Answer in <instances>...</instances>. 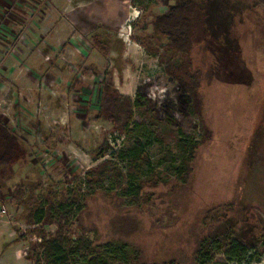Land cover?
<instances>
[{"label": "rangeland", "instance_id": "rangeland-1", "mask_svg": "<svg viewBox=\"0 0 264 264\" xmlns=\"http://www.w3.org/2000/svg\"><path fill=\"white\" fill-rule=\"evenodd\" d=\"M257 1L234 25L235 49L200 33L181 57L196 72V113L169 73L180 52L152 29L172 0H0V122L25 151L0 159V264H44L41 238L58 225L35 223L32 213L47 193L68 188L80 206L63 227L72 240H123L146 264L187 263L214 233L210 264H264ZM181 136L201 141L184 181L166 172L181 159ZM129 181H144L139 198L124 195ZM232 225L240 231L227 236ZM245 230L248 242L239 239Z\"/></svg>", "mask_w": 264, "mask_h": 264}, {"label": "trees", "instance_id": "trees-1", "mask_svg": "<svg viewBox=\"0 0 264 264\" xmlns=\"http://www.w3.org/2000/svg\"><path fill=\"white\" fill-rule=\"evenodd\" d=\"M172 1L173 5L167 13L155 16L152 21V29L155 34H160L167 39L168 48L180 52L176 64L169 70V73L174 75L184 86L190 101V112L197 113V89L194 84L196 72L192 73L188 70L184 65V59L181 57L185 55L186 49H189L190 42H195L196 37L200 36V33L209 34V36L220 41L228 49H235L237 36L233 32L235 31L234 25L237 19L241 17L242 11L253 10L259 4L257 0H244L242 1L243 3H240L242 7L240 9L237 6L239 5L237 0ZM223 13H225L227 19L218 24L216 17L222 16ZM227 20L228 22H226ZM97 43L98 41L95 42L94 47L100 51L101 46ZM101 96L103 105H105L108 93ZM133 104L137 105L138 101L135 99ZM0 139L4 149L0 156L1 161L3 160L5 163L15 162L14 156L16 153L25 157L24 149L15 141L8 127L1 122ZM134 141L136 146L140 148L138 154H143V145L136 138H134ZM200 142L185 136L179 138L183 153H181L179 163H172L166 167L168 176H173L180 181L186 180L191 172L190 164L195 158V152ZM134 152L132 153L133 155L135 154ZM106 153L107 151L103 150L100 154L103 156ZM108 163V160H104L102 165H107ZM146 163L148 167L151 166L148 160H146ZM97 175L100 178L98 181L104 179L103 171ZM144 186V181H138L135 184L129 181L126 188L123 189L124 195L137 199L141 195ZM17 193L20 196L23 193V189L18 190ZM76 203L73 190L68 188L61 192L51 191L47 193L43 200L35 205L36 207L32 213L35 223L43 222L44 225H47L55 222L58 225L57 231L52 236L47 238L42 236L43 238H41L40 245L44 264H75L76 260H81L82 264H113L116 260L121 264H146L141 251L127 241L110 239L105 242H98L96 239L94 240L86 235H78L72 240L70 236L66 235L63 232V227L67 225L66 222L69 221L74 210L80 209L79 204ZM250 228L248 230H251ZM239 231V228H234L232 225L227 236ZM245 233L247 234V230L240 234L239 239L247 241L248 236ZM217 242L218 240L215 238L214 233L212 235L209 234L198 242L190 262L183 263V261L171 259L163 263L153 264H210L213 259L211 250L215 248Z\"/></svg>", "mask_w": 264, "mask_h": 264}]
</instances>
